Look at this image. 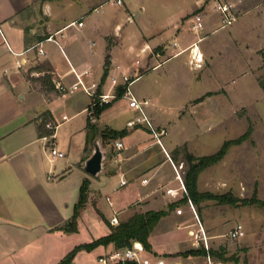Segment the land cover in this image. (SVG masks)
Here are the masks:
<instances>
[{
  "label": "crops",
  "instance_id": "1",
  "mask_svg": "<svg viewBox=\"0 0 264 264\" xmlns=\"http://www.w3.org/2000/svg\"><path fill=\"white\" fill-rule=\"evenodd\" d=\"M198 7L202 12L216 11L209 0H194L189 11L169 0H125L122 5L107 0H0V264H59L75 245L109 233L113 210L120 222L128 219H121V214L130 208L132 215L167 211L173 200L165 189L177 186L173 185L175 173H169L176 166L170 155L175 144L166 135L158 144L142 123L127 126L137 113L125 99L120 98L95 118L90 97L83 90L61 91L57 84L68 88L78 77L86 86L96 84L98 93L113 89L123 93L122 75L138 74L135 82L186 52L188 64V48L197 38H201L198 45L207 58L206 37L223 29L221 16L217 27H211L212 17L203 22L198 34H189L186 24L191 28L192 20L185 17ZM155 10L164 12L162 19H155ZM77 21L82 25L73 23ZM112 78L119 85L112 87ZM79 93L86 96L83 105L68 113L56 111L63 98ZM132 94L147 101L145 113L158 123L155 98L138 90ZM42 117L56 125L50 139H43L47 129ZM88 119L98 131L106 126L126 130L120 140L123 148L109 165L105 150L103 171L95 177L82 169V162L92 152L88 153ZM154 143L164 154L161 160L150 152ZM49 146L64 156L52 157ZM166 163L170 166L165 167ZM86 179L87 199L75 232L82 227L88 230L89 225L95 233L86 241L68 242L67 235L74 232L60 228L72 217ZM121 180L126 183L120 185ZM184 213L175 212V222L187 221L181 219ZM170 214L161 217L154 229ZM94 225H101L103 232L96 234ZM152 234L149 243L157 252L160 246ZM177 245L165 243L166 252H173ZM114 248L113 243L95 247L96 264H100L98 256ZM83 251L76 253L71 264H87L77 258Z\"/></svg>",
  "mask_w": 264,
  "mask_h": 264
},
{
  "label": "rangeland",
  "instance_id": "2",
  "mask_svg": "<svg viewBox=\"0 0 264 264\" xmlns=\"http://www.w3.org/2000/svg\"><path fill=\"white\" fill-rule=\"evenodd\" d=\"M169 1L178 3L186 11L194 4V0ZM220 1L232 4L236 21L206 37L205 43L210 50L202 65L199 68L190 65L189 58L187 64L186 52L159 69L144 74L132 84L131 90L155 98L160 121L155 123L148 118L156 132L163 131L160 138L166 135L175 144L170 155L184 185L190 177V165L196 159L215 154L225 141L243 138L229 145L219 161L199 171L195 187L197 192L206 196L193 205L209 237V253L212 258L222 264H264V0ZM199 10V7L192 9L185 20ZM203 12V22L214 17L211 27L219 25L218 12ZM154 15L155 19H162L165 14L155 10ZM186 26L188 33L193 34L189 24ZM116 94L122 95V89ZM121 95L107 104L112 105L122 98ZM62 100V104L56 105V111L68 113L83 105L86 96L79 93L67 95ZM94 107L90 108L92 117ZM42 121L47 132L51 131L52 134L55 123L48 117H42ZM110 129L106 126L101 130ZM51 134L47 133V139L52 137ZM122 137L101 140L106 150V165L117 156L114 141H120ZM152 137L156 141L153 133ZM92 149L91 139L88 142L89 154ZM150 152L155 159L164 158L155 143L150 146ZM166 166H170L169 163ZM169 173L172 176L174 174L172 169ZM173 185L178 186L177 181ZM170 197L173 201L167 205V213L172 214L161 220L150 232H153V238L160 249L157 252L146 250L144 256L152 264L158 259H162L163 264H174L176 261L202 264L200 261L204 262L205 254H186L189 250L203 249L197 241L198 224L186 203L188 191H177ZM218 197H225V201H220ZM176 208L185 210L181 219L187 218V221L175 222ZM132 213V209H128L121 214V219L129 218ZM236 224H241L245 233L239 239H231L228 234ZM94 226L96 234L103 232L101 225ZM87 227L88 230L82 227L79 232L68 234V242L88 240L95 229L89 225ZM167 242L180 245L173 247V252L167 253ZM92 250H84L77 258H83L87 264H96L97 253ZM212 251L222 254L225 260L212 255ZM103 255L109 256L110 252Z\"/></svg>",
  "mask_w": 264,
  "mask_h": 264
},
{
  "label": "built area",
  "instance_id": "3",
  "mask_svg": "<svg viewBox=\"0 0 264 264\" xmlns=\"http://www.w3.org/2000/svg\"><path fill=\"white\" fill-rule=\"evenodd\" d=\"M111 4L116 5H122L124 4L125 0H107ZM212 2V8L219 12L221 16V26L222 28L231 25L236 17L232 12V4L220 0H209ZM203 12L201 10L195 12L192 17V23H191V29L195 34H198L202 28H203ZM77 23L78 26L82 25L81 21L73 22ZM201 38H197L191 46L188 48L189 51V63L190 65L194 67H200L202 63L204 62V57L202 52L200 51L198 42ZM39 52L42 53L43 50L39 48ZM138 77V74H134V76H127L122 75V82L124 85V92L122 93L121 97L125 99L128 103V106L133 109L137 115L127 121V126H135L136 124H144L146 125L151 132L153 133L154 138L156 139V142L161 145L160 141V135L162 132H156L154 128L152 127V124L148 118V116L145 113L144 107L147 104L146 100H138L131 92L130 86L134 82V80ZM112 87H115L118 84L117 80L115 78L111 79ZM57 87L61 91H67L72 92L73 90H76L77 88H80L83 90L91 99L92 103L91 106H102L104 104L109 103L112 99L117 97V94L115 90L113 89V92L111 93H98L97 85L92 83L89 86H86L82 79L77 77V80L72 83L68 88L64 87L62 84H57ZM49 126V124H47ZM56 125H54L55 128ZM53 136V134H51ZM43 139H47V136L43 137ZM115 148L117 150H121L123 148L122 143L119 140L114 141ZM49 152L52 157H63L64 152L57 150L54 146H49ZM174 173H175V179L178 183L177 187H168L165 189V194L171 195L177 191H181L182 193L186 192L184 182L182 180V177L178 171V168L173 165ZM143 182H146V180H142ZM126 183V180H121L120 185H124ZM106 201L111 205V201L109 197L105 198ZM187 206L196 219V222L198 224V234H197V241L200 242V245H202L203 249L205 250V264H222L221 261H217L214 258H212L211 254L209 253V244L208 239L209 237L206 235L203 226L201 225L197 212L194 208L193 202L188 197L187 199ZM176 214H182L183 210L181 208H176L175 210ZM119 218H118V212L116 210L112 211V216L109 219V224L111 226H116L119 224ZM244 229L241 224H236L230 231H229V237L231 239H239L244 236ZM198 243V242H197ZM146 252L145 246L140 241H132L130 246L123 247V248H114L109 256L100 255L97 258V261L100 264H113L117 262H133L135 264H152L150 260L144 256V253ZM155 264H163L162 259H158L155 261ZM174 264H183L181 261H176Z\"/></svg>",
  "mask_w": 264,
  "mask_h": 264
},
{
  "label": "trees",
  "instance_id": "4",
  "mask_svg": "<svg viewBox=\"0 0 264 264\" xmlns=\"http://www.w3.org/2000/svg\"><path fill=\"white\" fill-rule=\"evenodd\" d=\"M105 75V74H104ZM121 94H117V96H120ZM109 106V104H104L102 106L96 105L93 108V117H98L100 113L106 109ZM87 128H88V134H87V141L89 142L91 139L95 138L98 130L96 131V127L94 123H91V119H88L87 121ZM48 134H51V131L47 132ZM54 133V130H53ZM52 133V134H53ZM126 133V130H113L110 129L108 131L101 130L100 136L101 140L104 138H116L118 136H124ZM243 138H239L234 141H225L221 148L212 155L209 156H203L198 159H196V162H193L190 165V177L186 179L185 186L188 191L189 198L193 203H197L198 200L204 196H206L203 193H199L196 190L195 187V180L196 176L199 173V171L204 168L207 165L213 164L217 161H219L223 155L226 153L229 145L233 143H238ZM193 159V158H191ZM87 180H83L80 191H79V198L78 202L74 206V212L70 220L62 226L60 229L65 232H75L77 229V217L79 215L80 209L84 206L87 196ZM225 197H218V199H221L220 201H225L223 199ZM172 205V204H171ZM167 214V211L165 210H149L142 213H134L131 217H129L125 221L119 222L116 226H110V231L106 235H103L89 243L79 244L75 246L73 249H71L59 262V264H71L72 259L77 251L79 250H86L90 251L94 249L95 247L99 245H107L109 243H113L115 248H123L130 246L132 241H140L146 248V250H150L151 246L149 243V235L150 232L153 230V228L156 226L158 221L161 217L165 216ZM212 255L217 256L218 258L222 259L223 261L225 258L222 254H218L216 252H211ZM187 255H201L205 254V250H189L186 252ZM113 264H135L133 262H117Z\"/></svg>",
  "mask_w": 264,
  "mask_h": 264
},
{
  "label": "water",
  "instance_id": "5",
  "mask_svg": "<svg viewBox=\"0 0 264 264\" xmlns=\"http://www.w3.org/2000/svg\"><path fill=\"white\" fill-rule=\"evenodd\" d=\"M92 145V152L90 156L82 162V169L90 176L95 177L103 171V161L105 159V149L101 143L100 131L97 132L92 141Z\"/></svg>",
  "mask_w": 264,
  "mask_h": 264
}]
</instances>
